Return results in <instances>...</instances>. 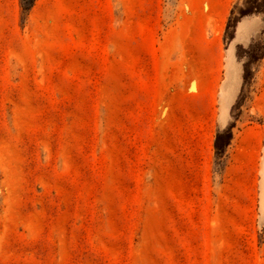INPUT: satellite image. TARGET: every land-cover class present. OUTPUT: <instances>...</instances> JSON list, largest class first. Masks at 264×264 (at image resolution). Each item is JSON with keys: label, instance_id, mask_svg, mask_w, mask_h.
Returning <instances> with one entry per match:
<instances>
[{"label": "rangeland", "instance_id": "obj_1", "mask_svg": "<svg viewBox=\"0 0 264 264\" xmlns=\"http://www.w3.org/2000/svg\"><path fill=\"white\" fill-rule=\"evenodd\" d=\"M207 4L0 0V264H264L263 203L255 232L202 225L168 167L197 103L196 81L179 72L187 41L218 39L224 53L238 18L264 20V0H228L215 14ZM236 54L243 77L218 111L214 171L249 127L264 173V27Z\"/></svg>", "mask_w": 264, "mask_h": 264}, {"label": "crops", "instance_id": "obj_2", "mask_svg": "<svg viewBox=\"0 0 264 264\" xmlns=\"http://www.w3.org/2000/svg\"><path fill=\"white\" fill-rule=\"evenodd\" d=\"M206 14L213 12L228 0H205ZM205 15V14H204ZM264 20L261 13L253 12L237 19L233 35L221 52L218 39L187 41L184 79H194L196 87L188 92L197 103L190 106L184 120V129L179 125L174 136L175 144L168 149V167L172 169V183L179 189L185 186L186 199H194L197 222L207 225L210 221L228 225L227 233L238 232L236 226L245 225L250 233L256 231L263 203L264 173L261 171V135L249 127L237 128L225 144L223 171H214L215 155L213 129L217 125L218 111H227L234 102L243 77V60L236 54L238 47H248L262 31ZM226 54V87L219 92V81L223 78L222 56ZM264 63V58L261 64ZM179 65V63H178ZM180 67V66H179ZM182 77V76H181ZM221 95L227 103L217 104ZM198 193L197 198L195 194ZM212 234L213 226H206ZM238 236L239 234H234Z\"/></svg>", "mask_w": 264, "mask_h": 264}]
</instances>
